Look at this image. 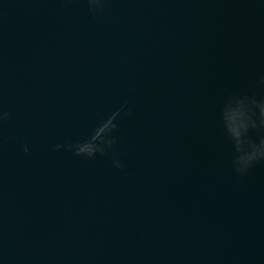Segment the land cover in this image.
<instances>
[{
    "label": "water",
    "instance_id": "1",
    "mask_svg": "<svg viewBox=\"0 0 264 264\" xmlns=\"http://www.w3.org/2000/svg\"><path fill=\"white\" fill-rule=\"evenodd\" d=\"M0 264H264V0H0Z\"/></svg>",
    "mask_w": 264,
    "mask_h": 264
}]
</instances>
